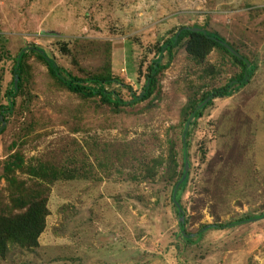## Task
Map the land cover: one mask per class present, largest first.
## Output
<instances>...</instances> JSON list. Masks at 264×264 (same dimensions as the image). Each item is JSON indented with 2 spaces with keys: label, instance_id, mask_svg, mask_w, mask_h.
Here are the masks:
<instances>
[{
  "label": "rangeland",
  "instance_id": "obj_1",
  "mask_svg": "<svg viewBox=\"0 0 264 264\" xmlns=\"http://www.w3.org/2000/svg\"><path fill=\"white\" fill-rule=\"evenodd\" d=\"M192 26L223 38L255 71L193 128L189 175L177 191L182 220L165 163H151L168 159L173 147L181 168V110L237 74L232 59L213 50L197 63L183 43L149 100L114 108L56 87L30 55L0 135V177L4 161L19 152L26 165L66 168L76 179L16 174L44 194L49 215L38 246L9 245L0 264H264V218L207 230L190 244L179 233L180 222L195 236L202 226L264 213V0H0V106L22 48L43 49L80 78L110 72L139 95L157 49ZM107 89L131 98L119 85ZM5 185L1 179V209Z\"/></svg>",
  "mask_w": 264,
  "mask_h": 264
},
{
  "label": "trees",
  "instance_id": "obj_2",
  "mask_svg": "<svg viewBox=\"0 0 264 264\" xmlns=\"http://www.w3.org/2000/svg\"><path fill=\"white\" fill-rule=\"evenodd\" d=\"M193 29L201 31L194 32ZM185 45V51L189 57L197 63H202L213 50L228 55L239 67L240 71L229 79L223 86L213 88L204 92L198 98H191L187 105L181 110L182 132H181V168L177 162V155L170 149L168 159H159L156 163H165L164 172L172 183L171 201L178 216L183 217L184 210L177 197V191L183 186L188 178L190 170V136L198 119L205 110L213 105L217 99L231 97L240 89L246 87L255 71V66L238 50L231 47L223 38L211 33L202 27H181L169 39L157 49V55L151 60L144 73V84L139 95L132 92L131 87L123 83L110 72L105 74H91L85 78L74 76L70 71L59 66L43 49L37 46H29L20 49L13 59L12 74L14 76L11 89L6 92V104L0 106V135L5 130L8 117L13 113L16 101L20 93L26 73V60L30 55L35 56L47 68L48 74L56 87L75 94L82 99L98 98L102 104L114 108L123 106H135L149 100L158 89L159 76L171 64L175 50L178 46ZM119 85L131 95L130 100H122L114 92L107 89V86ZM2 123L4 127L1 129ZM188 171L185 173V165ZM66 168L51 166L26 165L23 156L19 152L10 155L2 165L0 177L5 182V193L8 203L0 208V256L4 257L8 252L9 245L19 248L32 249L38 246V240L46 228V219L49 215L47 200L41 191L31 189L27 184L18 179L16 174H27L36 176L38 181L53 183L58 180L68 181L76 179V173L72 174ZM142 171L151 176L153 167L143 165ZM42 186V185H40ZM264 218V213L259 215L243 216L224 224H213L202 226L195 236L187 234L184 223H179L180 236L188 244L192 238H200L201 235L210 229L223 230L235 226L246 225L250 222L259 221Z\"/></svg>",
  "mask_w": 264,
  "mask_h": 264
},
{
  "label": "water",
  "instance_id": "obj_3",
  "mask_svg": "<svg viewBox=\"0 0 264 264\" xmlns=\"http://www.w3.org/2000/svg\"><path fill=\"white\" fill-rule=\"evenodd\" d=\"M194 32H198V31H201L200 29H193ZM4 123H2V126H1V129L4 127ZM188 165L186 164L185 165V173L188 171ZM183 217H181V220H182Z\"/></svg>",
  "mask_w": 264,
  "mask_h": 264
}]
</instances>
